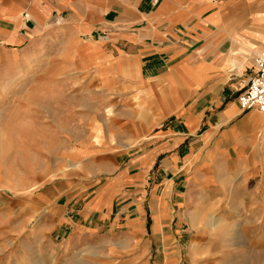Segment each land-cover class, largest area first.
Segmentation results:
<instances>
[{
  "label": "crops",
  "instance_id": "crops-1",
  "mask_svg": "<svg viewBox=\"0 0 264 264\" xmlns=\"http://www.w3.org/2000/svg\"><path fill=\"white\" fill-rule=\"evenodd\" d=\"M50 33L64 52L74 50L77 70L99 72L104 87L149 95L156 142L139 164L159 160L161 170L176 171L164 173L150 192L156 207L150 234L149 175L86 180L68 194L79 224L64 226L62 241L55 230L26 234L27 249L4 253L5 264H75L88 247L101 250L98 264H180L182 220L173 230L175 207L192 212L195 191L264 170V115L238 101L256 74L255 55L264 50V0H0L1 44L34 35L45 41ZM200 140L220 151L196 155ZM187 163L193 171L183 170ZM180 177L188 186L183 192Z\"/></svg>",
  "mask_w": 264,
  "mask_h": 264
},
{
  "label": "rangeland",
  "instance_id": "rangeland-1",
  "mask_svg": "<svg viewBox=\"0 0 264 264\" xmlns=\"http://www.w3.org/2000/svg\"><path fill=\"white\" fill-rule=\"evenodd\" d=\"M44 36L0 43V264L7 251L27 249L24 236L34 231H58L62 241L69 229L64 226L80 221L68 194L86 180L149 175L144 204L150 234L156 208L150 194L164 173L176 171L161 170L159 160L139 164L156 142L151 128L156 104L149 95L104 87L99 72L77 70L73 49L64 52L55 35L45 41ZM219 151L201 140L194 148L196 155ZM192 165L183 170L193 171ZM181 179L175 182L183 192L188 186ZM241 179L195 191L192 212L178 206L172 211L173 230L175 220H182L180 264H264V170ZM64 215L72 218L67 224L56 218ZM156 249L153 245L152 252ZM100 252L85 248L75 264H98Z\"/></svg>",
  "mask_w": 264,
  "mask_h": 264
},
{
  "label": "built area",
  "instance_id": "built-area-1",
  "mask_svg": "<svg viewBox=\"0 0 264 264\" xmlns=\"http://www.w3.org/2000/svg\"><path fill=\"white\" fill-rule=\"evenodd\" d=\"M256 74L248 82L238 101L243 110L258 109L264 114V50L255 55Z\"/></svg>",
  "mask_w": 264,
  "mask_h": 264
}]
</instances>
